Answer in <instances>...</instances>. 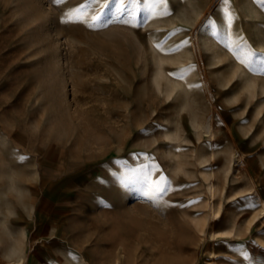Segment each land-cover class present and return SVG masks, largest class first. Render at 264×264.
I'll return each mask as SVG.
<instances>
[{
    "label": "rangeland",
    "instance_id": "374dc122",
    "mask_svg": "<svg viewBox=\"0 0 264 264\" xmlns=\"http://www.w3.org/2000/svg\"><path fill=\"white\" fill-rule=\"evenodd\" d=\"M85 4L0 0V264H264V3Z\"/></svg>",
    "mask_w": 264,
    "mask_h": 264
},
{
    "label": "snow or ice",
    "instance_id": "6c2138e0",
    "mask_svg": "<svg viewBox=\"0 0 264 264\" xmlns=\"http://www.w3.org/2000/svg\"><path fill=\"white\" fill-rule=\"evenodd\" d=\"M54 3H60L61 0H53ZM98 0H89V4H85L80 8L73 9L68 15H72V13H80L84 9H87L91 3H97ZM140 2V0H127V8H120L117 7L115 9L116 12L126 13L129 17L128 20L123 21L124 23H131V21L135 18V12H136V5ZM164 0H146V3L149 7V9H152L155 5L162 4ZM227 2V0H225ZM262 3H264V0H261ZM120 3H125V0H120ZM94 19H98V17H93ZM79 19V17H77ZM231 17L228 19V23L231 24ZM202 28H207L209 31L213 32V34H216V27L212 23L211 20L207 19L205 22H202L201 26ZM199 30V29H198ZM160 47H163L161 44ZM242 59L241 63L245 64V66L249 69L250 72H259L261 74H264V54L256 53L254 50L251 49H242ZM170 75H174L171 74ZM137 170H129L132 175H125L122 177V180L124 182H128L129 180L134 178V174ZM143 179H147L146 177H143Z\"/></svg>",
    "mask_w": 264,
    "mask_h": 264
},
{
    "label": "bare ground",
    "instance_id": "6f19581e",
    "mask_svg": "<svg viewBox=\"0 0 264 264\" xmlns=\"http://www.w3.org/2000/svg\"><path fill=\"white\" fill-rule=\"evenodd\" d=\"M260 25L262 26V24H260ZM229 27H230V24L228 23L227 24V28L229 29ZM208 39L209 40H214L215 36L212 33H208ZM249 44L250 45L247 48H245V50L251 49V50H254L256 53L260 54V51H258L255 48V44L254 45L252 43H249ZM258 44L260 45L261 48L264 49V29H262V28H260V31H259V43ZM195 52L198 55L197 57H202L203 56V51H202L201 46L198 43V41L195 42ZM243 72L245 73V77H246L247 81H251V82H255V79L253 78V76L256 75V73H259V72H255V73L254 72H250L247 67L244 68ZM22 260H23V258H19V262H21Z\"/></svg>",
    "mask_w": 264,
    "mask_h": 264
}]
</instances>
